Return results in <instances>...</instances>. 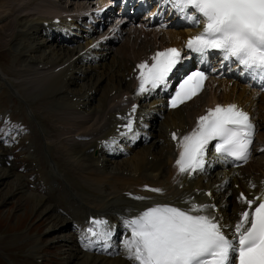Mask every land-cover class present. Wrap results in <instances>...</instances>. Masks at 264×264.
Segmentation results:
<instances>
[{
    "label": "bare ground",
    "instance_id": "bare-ground-1",
    "mask_svg": "<svg viewBox=\"0 0 264 264\" xmlns=\"http://www.w3.org/2000/svg\"><path fill=\"white\" fill-rule=\"evenodd\" d=\"M61 1L65 0H0V21L4 20L1 27L3 30L12 31L9 42L16 51L32 56L16 73L15 83L11 84L5 80V84L7 82L8 89L15 93L20 102L26 106L36 99V94L40 95L42 91L52 92L55 84H60L52 94L55 97L53 96L51 102L59 105L63 118H60L59 126L54 130L56 133L54 139H51L42 129L44 145L49 148L56 146V150L65 157L66 161L68 160L79 170L77 178L79 181L81 180L82 186L90 196L93 195L92 199L84 200L85 206L89 209L86 215L84 214L85 219H78V217L72 219L64 218L60 213L53 214L48 205L47 208H41L43 204H46L44 197H35L36 195L30 194L35 201L36 210L40 211L37 212V215L45 214L50 218L44 232L47 239L59 244L62 253L65 250L66 253L70 250L72 263L76 260L74 264H133L128 259L123 245V240L130 235L126 232L123 221L155 205H171L186 209L190 207L189 197L194 196L197 190L203 192L211 190V201L219 207L218 213L222 218L221 222L234 223L237 218L232 216V209L229 208L231 201L227 199L233 195V190H235L232 187L233 184H238V192H243L249 198L259 195L264 191L263 167H259V173H262L260 176L257 173L246 175L243 168L238 170L237 176L235 171L223 162L222 157L209 155L204 171L186 181L175 166L180 149L173 148L170 136L172 132L183 133L191 129L194 119L207 107L217 103L224 105L235 103L252 113L253 119H256L255 117L258 119V116L264 117V93H259L257 84L248 80L242 73L226 71L218 63L211 75L212 81L209 84V89L188 105L175 111L166 110V105L160 98L161 94L134 98L135 102L140 103L137 109L138 118L134 133L127 138H119L118 141L112 143L111 149L98 150V140L113 134L114 126L118 123L116 115L124 114L126 111L120 110V108L123 106V96L131 95L134 90V85L129 79L134 65L158 46H178L186 35L198 29L193 24L188 25L186 19L174 16L171 8H168L163 0L159 2L137 0L136 7L138 8L140 5V9L146 12L151 9L150 4H154L150 13L145 16L148 23H143V25L147 27L158 25L157 27H160L163 32L162 39L159 40L157 35L151 32L148 39L152 41L145 42L146 40L135 37L138 30L131 32L132 27L123 24L119 27L114 38L109 40L105 46L97 47L87 52L83 57H79V52L92 43V37L100 33L98 28L100 22L98 17L94 18V21L91 22L92 32L81 28L73 30L74 24L64 21L58 25H43L58 15L67 13L68 10L60 6ZM112 1L115 0H101V3L104 5L106 2L111 5ZM132 1H129L128 7L133 5ZM86 4L87 0L65 1L67 8L77 6L76 10L79 12L85 11L84 5ZM126 11L127 9L124 10V13ZM75 19L84 21L83 16H76ZM131 21L132 18H130ZM150 30L149 28L148 31ZM72 31H76L78 34L74 35ZM79 31L83 33L81 36ZM111 32L112 30L109 31V33ZM131 33L135 35L133 43L143 45L144 49L122 56L119 51V56L117 52L113 62L109 59L112 63L110 67H99L101 63L99 60L107 55L103 51L110 49L112 43L118 40L119 42L120 40L125 41L124 37L126 39V36ZM41 37L44 41L41 40ZM26 41L32 43L33 47L25 44ZM71 41L74 44L70 45H76L78 50L67 49L65 43ZM31 48L35 51L34 56L29 51ZM108 58L109 56H107V61H109ZM110 58L112 59V57ZM2 75L5 76L3 72L0 75L1 78ZM232 80L233 83L230 85ZM76 87H78V91H75ZM257 93L259 94L258 99L255 98ZM153 120H158L156 125L160 130L159 135L154 137V142L149 147H144L140 154L139 152L135 153V157L115 162L121 159L117 156V152L124 153V155L130 154L128 149L121 146L124 140L132 142L138 139V142H141L139 139L147 140L152 136V133L147 130L149 121ZM262 129L264 130V127H261L260 131ZM260 136H262L261 133L258 134V141ZM129 149L131 150V147ZM262 149H264V144L256 147V151L264 152ZM96 150L98 156L92 154ZM155 150H157L156 153ZM31 161L35 164V161L32 159ZM55 163L59 165V163ZM48 172L50 174L55 172L59 175L61 171L50 167ZM214 173L221 174V178H214ZM210 176L212 177L210 178ZM4 177L2 176L0 179H4ZM15 177L21 176L17 174ZM135 177L138 178L135 179ZM250 184H255L256 187L252 188ZM152 188L162 191L148 190ZM137 197H144V199H137ZM195 198L207 201L203 193L202 196H195ZM234 201L238 202L241 208L243 207L237 196L234 197ZM89 215L104 216L110 219L111 224L105 229L108 232L107 236L99 235L92 241L84 236L82 229L88 225ZM65 232L69 233V237L63 236ZM81 237L89 243L88 249H80L77 240ZM65 259L64 264H68Z\"/></svg>",
    "mask_w": 264,
    "mask_h": 264
},
{
    "label": "snow or ice",
    "instance_id": "snow-or-ice-1",
    "mask_svg": "<svg viewBox=\"0 0 264 264\" xmlns=\"http://www.w3.org/2000/svg\"><path fill=\"white\" fill-rule=\"evenodd\" d=\"M163 3L193 26L202 28L188 38L187 50L201 58L216 50L225 61L240 65L253 78L264 79V0H163ZM181 59V51L171 47L158 50L149 60L139 63L138 93L167 86ZM206 79L203 71H192L175 89L170 106L176 108L199 95ZM127 127L130 130L131 123ZM254 132L249 114L238 105L217 104L197 118L188 134L178 138L177 133H172L180 149L175 166L180 174L191 175L202 169L213 142L216 153L247 162ZM237 199L243 207L231 224L222 223V218L209 211L215 205L196 203L186 209L155 205L125 219V230L130 233L123 240L128 259L133 264H264V191L252 198L240 193ZM107 224L106 220L92 219L87 232L107 236Z\"/></svg>",
    "mask_w": 264,
    "mask_h": 264
},
{
    "label": "rangeland",
    "instance_id": "rangeland-1",
    "mask_svg": "<svg viewBox=\"0 0 264 264\" xmlns=\"http://www.w3.org/2000/svg\"><path fill=\"white\" fill-rule=\"evenodd\" d=\"M65 1L68 2V0ZM121 1L122 0H118L117 7L120 6ZM89 2L97 3L98 1L91 0ZM134 9L135 6H131L127 10V13L131 12L132 14ZM145 13L146 12H141L139 14V20L137 22L141 21ZM3 21H0V74L3 72L6 77L3 75L4 80L2 79L3 77L0 78V177H5L4 179H0V264H63L64 258H66L65 260L68 264H71L72 260L70 259V256H72V254H70V250L67 253L66 250L62 253L61 246L56 242L49 241L47 236L44 234L50 218L45 214L41 216L37 215V212L39 213L40 211L36 210L35 201L30 194H34V196L36 195L35 197H44L46 204H43L41 208H47L49 206L53 214L57 215L60 213L64 218L67 217L72 219L75 217H78V219L84 218L86 213L89 211L88 207L85 206L84 200L86 198L92 199L93 195L90 196V194L82 186L81 180L79 181V178H77L79 170L69 163L68 160L66 161L65 157H63V155L56 150V146H51L49 148V146L45 147L44 145L45 143L42 136V129L47 132L51 139H54L56 137L54 130L58 128L60 118H63L62 112L59 110V105L54 104L55 102H51L55 97L52 94L55 93L60 84H55L52 92L42 91L40 92L41 96L36 94V99H31L32 102L27 106L20 102L17 95L8 89V84H5V80L9 81L11 84L15 83L14 79L16 78V73L22 69V66L26 64L27 59L32 56L28 53L23 54L16 51V49L11 45L9 41L11 40L10 37L12 36V31L10 32L2 29L1 24ZM142 23H148L146 17L143 19ZM135 30L137 29H132L131 32ZM138 31L137 33L135 32L137 34L136 36L134 33H131V35L126 36V39L124 37L123 40L125 41L120 40L119 42L118 40L117 42L112 43L110 49L103 51L107 53V55L103 57V59L99 60L101 62L99 67H110L112 64L111 61L117 56V52L119 56V51L122 56L123 54L126 55L133 53L134 51L139 52L140 50H143V45H135L133 43L134 38L139 37L141 40H146L145 42L149 43L152 41L148 39L151 33H147L148 36L147 34H143L142 38L141 31ZM42 38L43 37H41V40L44 41ZM160 39H162L161 35H159V40ZM117 43L121 44L118 46ZM25 44L33 47L32 43L29 41H26ZM70 44H74V42L71 41L65 43L68 50L76 49ZM29 51L33 53V56L35 55V51L32 48L29 49ZM144 51L147 52L146 50ZM107 56H109L108 60L110 59V62L107 61ZM110 57H112V59ZM121 65H123V62H121ZM214 87H216V85H214ZM77 88L78 87L75 88V91L79 90ZM70 90L73 91V89ZM28 111H30L31 115ZM7 114L10 116L9 122L5 121V116ZM262 118L264 119V117L258 116L257 119L260 128L264 127V120ZM149 122L150 123L148 124L150 126L148 125L147 131L151 133L153 131L154 134L152 133V135H159V126L156 125L158 120ZM158 124L160 125V122ZM258 133L262 134L259 140V144L262 145L264 144V130L262 129ZM157 135L155 137H157ZM154 140L155 138L152 136L147 141L144 139L142 140L141 138L139 141H145L142 145H140L138 139L136 141H132L131 146H128L127 148L130 154L124 155V153L117 152V156L120 158L124 157V159H118L115 162H122L123 160L135 157V153L139 152L140 154L144 147H149ZM130 147L131 150L129 149ZM30 150L32 151V157L37 158L40 164L39 166L32 165L33 162L31 159L33 161L35 160L30 158ZM156 152L157 150H155V153ZM8 154H13L14 158L8 156ZM6 158L7 163H10L11 165H9L10 168L5 166L6 163L4 160ZM55 162L59 163V165ZM260 166L264 169V152H253V160L244 168V173L246 175L249 173H257V175L260 176L262 174L259 173ZM50 167H53L61 172L59 175L55 172L50 174V172H48ZM17 174L21 177L16 178L15 175L17 176ZM214 178H221V174L214 173ZM238 194V190H233V195H231L232 197L227 198L228 201H231L229 208L232 209V216L234 218H238V214L241 211V207L238 202L234 201V197H238ZM64 234L63 236L69 237V233L65 232ZM84 243L86 244V242ZM85 248L86 247H81L80 249L83 250ZM34 254L41 256L43 262L37 263L34 260ZM75 261L76 260H74V262ZM74 262L72 264H74Z\"/></svg>",
    "mask_w": 264,
    "mask_h": 264
}]
</instances>
